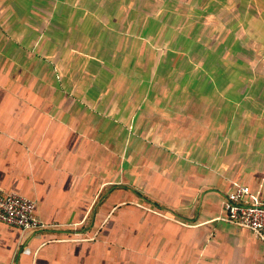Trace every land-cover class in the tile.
Listing matches in <instances>:
<instances>
[{
	"label": "crops",
	"instance_id": "1",
	"mask_svg": "<svg viewBox=\"0 0 264 264\" xmlns=\"http://www.w3.org/2000/svg\"><path fill=\"white\" fill-rule=\"evenodd\" d=\"M264 0H0V264H264Z\"/></svg>",
	"mask_w": 264,
	"mask_h": 264
},
{
	"label": "built area",
	"instance_id": "2",
	"mask_svg": "<svg viewBox=\"0 0 264 264\" xmlns=\"http://www.w3.org/2000/svg\"><path fill=\"white\" fill-rule=\"evenodd\" d=\"M250 187L237 184L235 191L227 195L224 202L228 219L239 226L257 233L264 241V203L247 201ZM36 203L18 193L0 190V221L23 230L40 231L51 225L41 220L35 213Z\"/></svg>",
	"mask_w": 264,
	"mask_h": 264
}]
</instances>
